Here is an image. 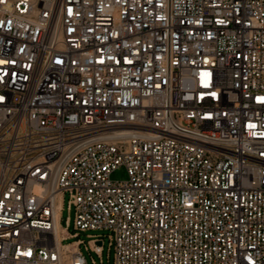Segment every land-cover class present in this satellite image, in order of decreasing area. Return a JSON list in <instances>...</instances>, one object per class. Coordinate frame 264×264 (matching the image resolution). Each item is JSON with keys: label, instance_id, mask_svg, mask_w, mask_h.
<instances>
[{"label": "built area", "instance_id": "1", "mask_svg": "<svg viewBox=\"0 0 264 264\" xmlns=\"http://www.w3.org/2000/svg\"><path fill=\"white\" fill-rule=\"evenodd\" d=\"M105 238L264 264V0H0V264H104Z\"/></svg>", "mask_w": 264, "mask_h": 264}, {"label": "rangeland", "instance_id": "2", "mask_svg": "<svg viewBox=\"0 0 264 264\" xmlns=\"http://www.w3.org/2000/svg\"><path fill=\"white\" fill-rule=\"evenodd\" d=\"M128 178V175L126 173V170L124 168H120L119 170L115 171V173L112 174V179L115 181H123L126 180ZM70 217V229H69V233L71 234H75L78 233L79 234V240L84 241L85 243H88L89 241H91L92 238H90V235H97V234H101V235H106V232H95V231H88V232H80V231H75L74 230V213L73 212H69L68 208L66 207L62 218V226L66 227L67 223L66 220ZM73 240H70L69 242H72ZM82 252L84 253V255L86 256V258L88 259L89 263H92V259L96 260L97 264H101V260L100 257L97 256L96 254H90L86 249L85 246L82 245ZM103 263L104 264H114V249H110L109 250V240L108 238H105V244H104V254H103Z\"/></svg>", "mask_w": 264, "mask_h": 264}, {"label": "water", "instance_id": "3", "mask_svg": "<svg viewBox=\"0 0 264 264\" xmlns=\"http://www.w3.org/2000/svg\"><path fill=\"white\" fill-rule=\"evenodd\" d=\"M99 245H101V243H98Z\"/></svg>", "mask_w": 264, "mask_h": 264}]
</instances>
